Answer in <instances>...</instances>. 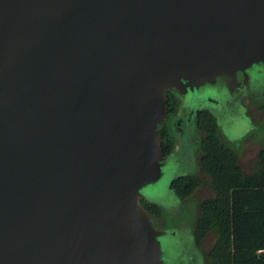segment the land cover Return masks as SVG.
Wrapping results in <instances>:
<instances>
[{"label":"water","instance_id":"1","mask_svg":"<svg viewBox=\"0 0 264 264\" xmlns=\"http://www.w3.org/2000/svg\"><path fill=\"white\" fill-rule=\"evenodd\" d=\"M261 76L264 0H0V264H193L141 205L167 96L181 131Z\"/></svg>","mask_w":264,"mask_h":264},{"label":"trees","instance_id":"2","mask_svg":"<svg viewBox=\"0 0 264 264\" xmlns=\"http://www.w3.org/2000/svg\"><path fill=\"white\" fill-rule=\"evenodd\" d=\"M166 106L168 114L159 129L163 156L170 155L176 147L172 120L180 105L172 93L167 96ZM194 122L200 134L199 175L180 177L173 183L183 202L204 186L212 193L197 207L192 227L194 246L201 250L212 234L215 238L204 252L203 264H264V148L256 155L255 169L246 174L234 149L221 139L214 115L201 112ZM205 179H209L208 185ZM141 205L155 226L164 228L162 207L145 199H141Z\"/></svg>","mask_w":264,"mask_h":264},{"label":"rangeland","instance_id":"3","mask_svg":"<svg viewBox=\"0 0 264 264\" xmlns=\"http://www.w3.org/2000/svg\"><path fill=\"white\" fill-rule=\"evenodd\" d=\"M254 91L264 92V80L262 76L258 79ZM241 97L240 101L230 95L226 88L217 89V101L219 105L212 110L219 126L221 139L225 141L239 158L241 169L244 173H251L257 162V153L264 148V97H252L248 92ZM221 96V97H219ZM254 98V99H253ZM210 107L212 104L210 103ZM181 126V125H180ZM182 130L175 127L174 135L176 141L177 157L165 168L164 179L157 187L150 188L158 191V187L166 203H161L164 212V228L172 229L176 235L171 237L174 250H181L190 255L193 264H203L204 252L214 241V235L210 234L204 241L202 249L198 250L193 245L192 227L197 217V207L202 200L211 196L212 193L207 186L198 189L187 201L179 200L174 194H170L169 182L172 175L190 176L199 175L198 145L200 134L196 129L195 122L190 121L182 125ZM239 142V144H235ZM209 179H205L208 185ZM168 239V240H169ZM177 245H176V243Z\"/></svg>","mask_w":264,"mask_h":264},{"label":"flooded vegetation","instance_id":"4","mask_svg":"<svg viewBox=\"0 0 264 264\" xmlns=\"http://www.w3.org/2000/svg\"><path fill=\"white\" fill-rule=\"evenodd\" d=\"M178 113H179V111H178ZM178 113H177V114H178ZM177 114H176V116H177ZM176 116H175V117H176ZM175 117H174V118H175ZM174 118H173V119H174ZM176 147H177V145H176ZM176 147H175V150H176ZM175 150H174V151H175Z\"/></svg>","mask_w":264,"mask_h":264}]
</instances>
